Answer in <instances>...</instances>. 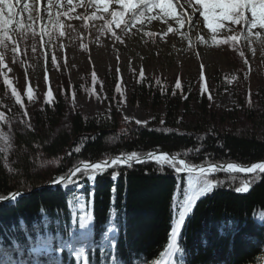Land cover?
Listing matches in <instances>:
<instances>
[{
	"label": "trees",
	"instance_id": "obj_1",
	"mask_svg": "<svg viewBox=\"0 0 264 264\" xmlns=\"http://www.w3.org/2000/svg\"><path fill=\"white\" fill-rule=\"evenodd\" d=\"M132 82V101L147 104L154 111L153 120L147 124L126 121L116 106L110 113L96 117L70 109L69 130L54 134L53 129L71 107L69 95L64 92L36 111L32 125L14 132L17 157L13 171L3 165L0 151V200L15 190L31 193L0 203V246L10 247L15 241L29 252L38 235L51 236L58 251L54 259L62 264H81L70 248L59 249L62 242L80 247L75 237L80 231L81 213L73 209L69 200L82 196L90 217L91 235L85 243L90 264H111L110 257L115 258L116 264H178L179 257L169 251L175 223L173 198L178 213L186 193L207 180L216 187L195 201L178 229L176 246L183 249L184 264H259L258 258L264 253V221L257 222L256 216L264 214V172L216 170L178 174L154 156L142 157L167 152L184 159L191 168L249 165L263 160L264 112L255 116V111L250 110L256 131L246 135L204 130L200 125L190 128L178 122V112L184 107L189 111L192 98L199 116H212L208 98L200 90L183 99L186 80L135 75ZM38 150L54 166L40 169L33 162ZM132 152L138 154L141 162L133 160L130 167L110 166L103 174H97L94 182L87 179L89 173L83 170L71 174L84 168L79 167L81 163L120 160ZM113 173H118L116 180L112 179ZM61 176H71L76 183H67L66 187L54 183ZM245 185L250 188L248 194L238 195L235 189ZM110 223L116 228L115 244L113 249H105L102 242Z\"/></svg>",
	"mask_w": 264,
	"mask_h": 264
},
{
	"label": "rangeland",
	"instance_id": "obj_2",
	"mask_svg": "<svg viewBox=\"0 0 264 264\" xmlns=\"http://www.w3.org/2000/svg\"><path fill=\"white\" fill-rule=\"evenodd\" d=\"M23 1L0 0V151L8 171L17 157L14 132L64 92L71 107L54 134L69 130L70 109L96 117L116 106L128 122L152 121L153 109L131 99L135 75L186 80L183 99L196 90L206 95L212 116H199L192 98L189 111L178 112L182 126L256 131L250 110L264 112V0H110L116 8L108 12L66 1L48 4L44 16L34 4L18 11ZM33 162L54 166L39 150Z\"/></svg>",
	"mask_w": 264,
	"mask_h": 264
},
{
	"label": "snow or ice",
	"instance_id": "obj_3",
	"mask_svg": "<svg viewBox=\"0 0 264 264\" xmlns=\"http://www.w3.org/2000/svg\"><path fill=\"white\" fill-rule=\"evenodd\" d=\"M79 151V149L77 150ZM158 159L161 164L168 163L178 174L179 173H191L194 171L193 168H189L186 166L184 160H180L179 164L175 161L171 160L169 156L163 155L160 157H155ZM136 160L137 162H141L138 154L136 152H132L126 159L121 160H105L102 163L96 164H85L83 169H76L72 175H75L76 172L81 170L89 173L87 175V179L94 182L97 174H103L106 168L110 166H115L117 164H127L129 167L131 166V161ZM229 170H238L244 172H255L259 170L264 172V163H257L253 167L240 169L237 165L229 164ZM216 171V166L210 167L207 169H200L201 174L212 173ZM118 173H113L112 179L116 180ZM54 183H63L64 186H67V183H76L73 181L71 176L65 178L63 176L57 178ZM216 184L212 181H205L204 184L201 186L197 184L191 188V193H186L185 200L183 203L179 205V212L177 213V203L175 198H173V217H174V225L172 231L170 233V243H169V251L174 255L178 256V264H184L183 260V249L178 248L176 246V239L179 235L178 229L182 226L185 217L188 213H190L191 209L194 207L195 201L198 200L201 196L210 193ZM237 192H245L248 190V185L238 187L235 189ZM113 193H115V188L112 189ZM16 194L12 195V198L15 199ZM94 196V194H93ZM114 199V197H113ZM69 204L73 207V209L78 210L81 214L79 216V234L75 237L76 241L80 244V247H74L71 242H62L60 244V249L63 250L65 247L70 248L72 252L75 253V258L81 262V264H90L88 254L85 249V243L89 241L91 232L88 230L89 220L90 217L86 212L84 198L82 196H78L75 200H69ZM111 216L115 218V211L111 212ZM47 220H45V223ZM75 224V220H73ZM116 232V228L109 224L108 230L105 232L103 237V247L105 249H113L115 244L114 233ZM31 241V237H29ZM57 251L56 248L53 246V238L51 236H43L38 235L35 243H33L29 249V257L32 259V264H40L39 257L44 253H53ZM24 257V251L20 247L18 243L15 241L12 242L10 247H2L0 246V264H26ZM111 264H116L115 258L110 257ZM49 264H59L57 260H51Z\"/></svg>",
	"mask_w": 264,
	"mask_h": 264
},
{
	"label": "water",
	"instance_id": "obj_4",
	"mask_svg": "<svg viewBox=\"0 0 264 264\" xmlns=\"http://www.w3.org/2000/svg\"><path fill=\"white\" fill-rule=\"evenodd\" d=\"M163 155H167V156H169L170 159H174V160H176L178 163H179L180 160H184V159H182V158H180V157L172 156V155H170V154L167 153V152H159V153H155V154H149V155H146V156H144V157H142V158H143V159H150V158H152L153 156H154V157H160V156H163ZM119 159L121 160V159H126V158H125V157H120ZM108 161H111V160H108ZM184 161H185V160H184ZM131 162H132V161H131ZM99 163H102V162H99ZM257 163H264V159H263V160H260V161H256V162H254V163H251V164H249V165H241V164H238V163H229V164L237 165V167L240 168V169H246V168H249V167H251V166H253V165L257 164ZM85 164H96V163H81V164L79 165V167H84ZM185 164H186L187 167H189L188 164L186 163V161H185ZM229 164H225V165L210 164V165H208V166H201V167H198V168H193L194 171H192L191 173H193V174H195V173H199V174H201V173H200V169H202V168H203V169H207V168L214 167V166H216V170H223V171H225V170H229L228 167H227ZM189 168H191V167H189ZM241 172H243V173H245V174H252V173H254V172H244V171H241ZM71 174H72V173H71ZM40 188H41V187H40ZM38 189H39V188H38ZM249 191H250V188L248 187V190H247V191H245V192H237V194H238V195H247ZM30 193H31V192H26V191H23V190H15L14 192H12V193H11L9 196H7L6 198L1 199V200H0V203H3V202H5V201H7V200H12V199H13V198H12V195H13V194H16V196H15V199H16V198H22V197L28 196Z\"/></svg>",
	"mask_w": 264,
	"mask_h": 264
},
{
	"label": "bare ground",
	"instance_id": "obj_5",
	"mask_svg": "<svg viewBox=\"0 0 264 264\" xmlns=\"http://www.w3.org/2000/svg\"><path fill=\"white\" fill-rule=\"evenodd\" d=\"M68 2L69 4L66 5L67 7L72 6V4L76 1H80V0H24L22 3V7H18V11H20L23 8H27L30 5L34 4L35 6H38L39 10L41 11L42 16H44V12L47 10V6L48 4L61 8L63 7V3L64 2ZM88 1V5H91L93 3L94 6H97V8H103L104 11H109V9L107 8L109 5H112V7L116 8V5L114 3H110V0H87ZM16 4H17V0H15ZM157 3H161L158 2ZM18 6V5H17ZM93 6V7H94ZM86 9H82L80 11H85ZM103 12V11H102ZM160 12V11H159ZM105 13V12H104ZM155 19V18H154ZM144 20V18H143ZM194 21V20H193ZM254 166V165H253ZM251 166V167H253ZM250 168V167H249Z\"/></svg>",
	"mask_w": 264,
	"mask_h": 264
}]
</instances>
